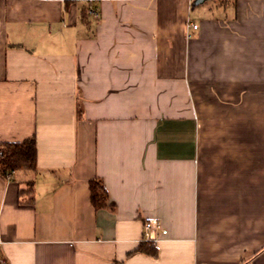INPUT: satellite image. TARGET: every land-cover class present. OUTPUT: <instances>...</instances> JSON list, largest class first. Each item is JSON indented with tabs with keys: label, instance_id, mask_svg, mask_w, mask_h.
Masks as SVG:
<instances>
[{
	"label": "crops",
	"instance_id": "0c3cea01",
	"mask_svg": "<svg viewBox=\"0 0 264 264\" xmlns=\"http://www.w3.org/2000/svg\"><path fill=\"white\" fill-rule=\"evenodd\" d=\"M31 137L9 264H264V0H0V142Z\"/></svg>",
	"mask_w": 264,
	"mask_h": 264
},
{
	"label": "trees",
	"instance_id": "16d2710c",
	"mask_svg": "<svg viewBox=\"0 0 264 264\" xmlns=\"http://www.w3.org/2000/svg\"><path fill=\"white\" fill-rule=\"evenodd\" d=\"M37 160V145L34 137L19 142H0V174L3 176L18 169L36 170ZM90 192L92 204L96 209L107 205L108 195L102 180L92 179ZM157 251L153 242L143 241L134 252L156 255ZM1 257L4 255L0 253ZM117 264L121 263L117 262Z\"/></svg>",
	"mask_w": 264,
	"mask_h": 264
},
{
	"label": "built area",
	"instance_id": "2783aa9c",
	"mask_svg": "<svg viewBox=\"0 0 264 264\" xmlns=\"http://www.w3.org/2000/svg\"><path fill=\"white\" fill-rule=\"evenodd\" d=\"M193 28H197L198 25L193 24ZM158 232L167 234L168 230L163 227L162 223L157 219H150L145 222V237L148 239H156ZM0 264H9L6 257L0 258Z\"/></svg>",
	"mask_w": 264,
	"mask_h": 264
}]
</instances>
